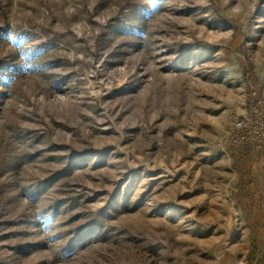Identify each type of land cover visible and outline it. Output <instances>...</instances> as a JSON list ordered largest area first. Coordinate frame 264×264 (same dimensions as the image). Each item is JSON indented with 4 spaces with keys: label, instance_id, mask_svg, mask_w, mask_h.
Returning <instances> with one entry per match:
<instances>
[{
    "label": "rangeland",
    "instance_id": "obj_1",
    "mask_svg": "<svg viewBox=\"0 0 264 264\" xmlns=\"http://www.w3.org/2000/svg\"><path fill=\"white\" fill-rule=\"evenodd\" d=\"M251 88L264 0H0V264H264Z\"/></svg>",
    "mask_w": 264,
    "mask_h": 264
},
{
    "label": "built area",
    "instance_id": "obj_2",
    "mask_svg": "<svg viewBox=\"0 0 264 264\" xmlns=\"http://www.w3.org/2000/svg\"><path fill=\"white\" fill-rule=\"evenodd\" d=\"M227 143L235 149L260 148L264 143V95L251 88L247 109L231 122Z\"/></svg>",
    "mask_w": 264,
    "mask_h": 264
},
{
    "label": "clouds",
    "instance_id": "obj_3",
    "mask_svg": "<svg viewBox=\"0 0 264 264\" xmlns=\"http://www.w3.org/2000/svg\"><path fill=\"white\" fill-rule=\"evenodd\" d=\"M17 41H19L20 43H17ZM9 43L14 49L21 50L19 54V59L21 60V63L15 66V72L26 74L38 70V65L32 64L31 61L35 59L37 55H41L42 50L33 51L30 48H25V45L29 43V39L27 36H25L24 34L13 36L10 38ZM51 222L52 221L50 219L49 223Z\"/></svg>",
    "mask_w": 264,
    "mask_h": 264
},
{
    "label": "snow or ice",
    "instance_id": "obj_4",
    "mask_svg": "<svg viewBox=\"0 0 264 264\" xmlns=\"http://www.w3.org/2000/svg\"><path fill=\"white\" fill-rule=\"evenodd\" d=\"M9 38V37H8Z\"/></svg>",
    "mask_w": 264,
    "mask_h": 264
}]
</instances>
